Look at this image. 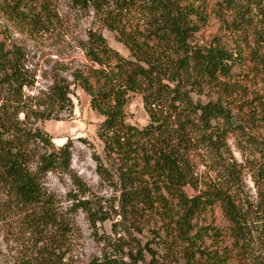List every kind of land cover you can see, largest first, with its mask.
Segmentation results:
<instances>
[{"label": "trees", "instance_id": "1", "mask_svg": "<svg viewBox=\"0 0 264 264\" xmlns=\"http://www.w3.org/2000/svg\"><path fill=\"white\" fill-rule=\"evenodd\" d=\"M12 1L10 5L28 12L26 0ZM44 1L34 0L39 7ZM75 3L92 8L129 52L123 56L100 32H90L85 54L91 65L75 70L71 82L55 79L41 103L44 108L29 111L38 120L57 119L54 112L68 111L70 85L77 84L89 96L91 109L103 117L97 136L104 158L95 151L92 158L98 174L113 180L120 215L113 230L119 224L127 240L105 236L114 255L87 264L258 261L253 249L264 246L262 169L253 173L256 200L247 201L241 195V170L229 153L227 137L252 127L264 133V0ZM211 16L218 20L220 34L207 44L194 42ZM29 20L36 22V15ZM241 59L251 65L248 70L256 83L263 84L260 89L241 82L249 71L234 76L233 64ZM31 84L23 50L0 41V186L29 212L35 228H57L66 238L72 225L56 208L42 177L58 169L81 195L87 187L70 169L69 141L55 146L46 131L23 125L20 113L27 110L22 90ZM132 95L141 97L148 114L143 127L126 122L125 107ZM194 95H204L206 101ZM255 142L263 151L264 137ZM110 161L114 174L104 163ZM199 165L204 167L201 172ZM187 187L194 193L189 194ZM78 204L90 210L87 201ZM216 206L225 225L215 223ZM146 227H151V239L142 243L133 232ZM124 247L126 253L119 254ZM65 256L66 249L57 245L41 264H69Z\"/></svg>", "mask_w": 264, "mask_h": 264}, {"label": "rangeland", "instance_id": "2", "mask_svg": "<svg viewBox=\"0 0 264 264\" xmlns=\"http://www.w3.org/2000/svg\"><path fill=\"white\" fill-rule=\"evenodd\" d=\"M10 3L13 1L0 0V41L7 46L15 44L23 50L25 66L32 80V84L22 90L27 112L20 113V119L27 128L38 127L46 131L55 146L67 141L71 143L70 169L85 183L87 190L81 195L69 176L58 169L48 171L42 177L45 189L54 196L56 208L67 215L72 225V232L65 238L57 228H35L28 219L29 212L6 195L0 186V264H41L57 245L66 249L64 260L69 264H87L93 258L114 255L113 246L105 242L103 239L107 237H104L117 241L118 238L127 240V235L119 224L113 230V225L120 220L116 212L118 192L112 186L113 180L98 174L92 158V151L104 158L103 144L97 136L103 117L91 109L89 96L77 84L70 85L72 104L68 111L54 112L57 119L38 120L29 111L44 108L41 103L46 101L55 79L71 82L75 70H86L91 65L85 54L90 32H100L108 45L123 56L129 52L118 41L117 34L102 24L92 8L78 6L75 0H45L42 7L34 0H26L28 12H22L25 7L16 9ZM34 15L36 22L29 20ZM219 27L218 20L211 16L195 34L194 42L209 43L214 35L220 34ZM242 61L233 64L234 76L241 77L240 73L249 71L241 82L251 89H260L263 84L256 83L257 78L248 70L251 65ZM194 98L206 101L204 95H194ZM125 118L127 123L138 127L147 124L148 114L139 95L131 96L125 107ZM263 137L264 133L258 127L227 137L229 153L241 170V195L247 201L256 200L253 173L258 167L264 177V156H261L264 150H259L263 146L255 144ZM104 163L109 173L114 174L112 161ZM202 170L204 167L199 165L198 172ZM186 191L194 193L189 187ZM79 201H87L90 210L79 205ZM101 217L108 218L101 220ZM207 217L210 219L212 214ZM213 217L217 225H225L217 206ZM150 230L151 227L149 230L146 227L140 233L134 231L133 237L144 243L151 239ZM122 251L119 254L126 253L127 248ZM253 252L258 261L245 264H264V246L254 245Z\"/></svg>", "mask_w": 264, "mask_h": 264}]
</instances>
